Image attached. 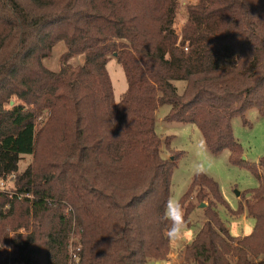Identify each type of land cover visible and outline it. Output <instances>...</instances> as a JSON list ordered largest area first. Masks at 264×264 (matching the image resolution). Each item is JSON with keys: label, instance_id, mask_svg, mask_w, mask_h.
<instances>
[{"label": "trees", "instance_id": "trees-1", "mask_svg": "<svg viewBox=\"0 0 264 264\" xmlns=\"http://www.w3.org/2000/svg\"><path fill=\"white\" fill-rule=\"evenodd\" d=\"M178 8L179 0H0V179L16 174L24 154L61 155L67 166L57 176L32 165L17 174L15 192L32 196L34 220L46 226L41 259L21 264L165 258L178 154L163 157L170 142L155 131L164 104L167 119L195 124L210 152L228 149L231 164L259 179L231 208L214 178L192 176L179 199L185 220L194 200L206 201L205 218L177 264H264V154L246 162L231 123L250 108L264 115V0H195L180 33ZM59 41L64 62L52 70L43 60ZM77 54L82 63L68 62ZM111 57L126 79L117 101ZM173 81L185 82L181 92ZM8 194L0 191V264H9V246L35 244V231L24 245L12 233ZM215 202L230 216L246 211L252 230L232 235Z\"/></svg>", "mask_w": 264, "mask_h": 264}, {"label": "rangeland", "instance_id": "rangeland-1", "mask_svg": "<svg viewBox=\"0 0 264 264\" xmlns=\"http://www.w3.org/2000/svg\"><path fill=\"white\" fill-rule=\"evenodd\" d=\"M194 2L195 0H179V8L175 21L177 33H180L181 25L186 20L187 7ZM65 49L66 46L63 41L57 42L52 47L49 56L43 60L44 64L52 70L59 69L62 62H64L61 59V55ZM83 60L84 54H77L69 57L68 62L82 63ZM107 71L113 86L114 99L117 101L126 89L124 72L114 57L108 60ZM173 83L176 85L178 91L181 92L185 82L173 81ZM169 109L170 106L164 104L156 110L155 131L162 139L168 137L166 142H170L171 148H167L169 151L165 148V144H163V157L168 158L171 156L170 154H178L172 172L170 197L175 196L177 199H180L188 188L192 176L195 174L194 165L200 163L203 168L202 172L211 176L219 183L220 192L226 203L231 208H236L243 202V197L247 195L249 188L256 187L259 184V179L247 167L231 164L228 160V149H224L218 154L210 152L201 131L195 124L167 119L166 115ZM231 123L235 138L243 147V155L246 162H257L264 154V115H261L256 108H250L246 111L245 119L234 117L231 119ZM201 144L204 145L206 151L198 154L197 148ZM44 147L43 139L40 138L38 148L40 151H43ZM62 162L61 155H54L50 158L47 155L24 154L19 160L16 174H11L5 179H0V191L8 192L9 197L13 198L12 201H15L11 208L14 212L11 221L14 236L18 237L22 245H24L23 243L26 239H31L35 231V244H27L24 250L18 248L14 251L12 247H8L9 264H21L20 260L25 256L40 260V251L42 249L40 239L42 236L38 230L43 231L46 227L34 220L32 207L30 206V201H28L32 199V196L28 195L30 198L27 199L25 198L27 195L15 192L17 174L23 172L29 165H32L40 174L57 176L62 174L63 170L67 168V166H64L63 170L60 169L58 164H62ZM66 174L72 175L70 171L64 175ZM20 183L22 184L21 181ZM193 203L195 208L189 214V222L186 221V227L179 238H170V249L165 258L162 260L160 258L158 261L148 260L146 264H177L182 259L184 247L181 244L187 243L191 239L192 235L201 227L205 218L203 206H200V204L204 203L206 205V201L194 200ZM215 203L222 220L232 235H245L252 230L254 219L246 216V211L237 216H230L223 205ZM35 249H38L37 255ZM69 252L72 253L71 251Z\"/></svg>", "mask_w": 264, "mask_h": 264}, {"label": "clouds", "instance_id": "clouds-1", "mask_svg": "<svg viewBox=\"0 0 264 264\" xmlns=\"http://www.w3.org/2000/svg\"><path fill=\"white\" fill-rule=\"evenodd\" d=\"M202 151H206L203 144L199 145L197 148L198 154ZM194 171L196 174H200L203 171L202 165L200 163L195 164ZM164 219L171 224V227L168 230L169 238H179L186 227V220L183 206L180 200L175 196L170 197L166 203ZM2 246L3 245L0 244V247Z\"/></svg>", "mask_w": 264, "mask_h": 264}, {"label": "water", "instance_id": "water-1", "mask_svg": "<svg viewBox=\"0 0 264 264\" xmlns=\"http://www.w3.org/2000/svg\"><path fill=\"white\" fill-rule=\"evenodd\" d=\"M242 158H245V157H244V155H243V157H242ZM239 194H240V192H239ZM200 206H204V203H201V204H200Z\"/></svg>", "mask_w": 264, "mask_h": 264}, {"label": "crops", "instance_id": "crops-1", "mask_svg": "<svg viewBox=\"0 0 264 264\" xmlns=\"http://www.w3.org/2000/svg\"><path fill=\"white\" fill-rule=\"evenodd\" d=\"M244 217H245V216H244ZM192 237H193V235H192ZM192 237H191V238H192ZM190 240H191V239H190ZM190 240H189V241H190ZM184 244H185V243L181 244V245H182V247L184 246Z\"/></svg>", "mask_w": 264, "mask_h": 264}]
</instances>
